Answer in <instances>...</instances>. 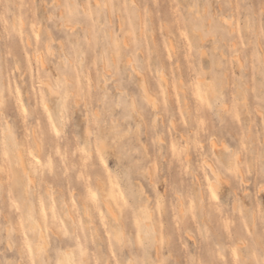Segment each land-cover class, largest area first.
<instances>
[{
    "label": "clouds",
    "instance_id": "9594fccd",
    "mask_svg": "<svg viewBox=\"0 0 264 264\" xmlns=\"http://www.w3.org/2000/svg\"><path fill=\"white\" fill-rule=\"evenodd\" d=\"M0 264H264V0H0Z\"/></svg>",
    "mask_w": 264,
    "mask_h": 264
}]
</instances>
